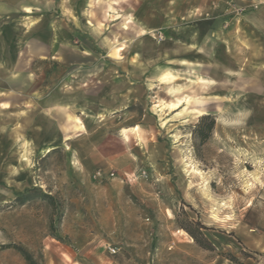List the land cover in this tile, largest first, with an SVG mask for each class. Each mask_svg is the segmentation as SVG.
I'll list each match as a JSON object with an SVG mask.
<instances>
[{
	"label": "rangeland",
	"instance_id": "374dc122",
	"mask_svg": "<svg viewBox=\"0 0 264 264\" xmlns=\"http://www.w3.org/2000/svg\"><path fill=\"white\" fill-rule=\"evenodd\" d=\"M199 1L205 0H0V264L258 258L238 234L262 230L264 70L245 95L194 93L170 83L156 95L146 92L117 120L107 111L95 118L97 95L103 93L104 108L110 104L112 74H127L129 47L162 37L140 20L157 23L161 8ZM55 31L88 54L74 53L70 64L50 59ZM38 93L43 103L49 95L73 102L57 108L75 144L33 143L27 128L16 127L21 102L32 109ZM185 97L201 102L156 107ZM40 104L35 110L42 116L49 110ZM195 108L216 119L203 144L194 133L203 114ZM41 116L46 142L54 131ZM187 229L201 232L214 250Z\"/></svg>",
	"mask_w": 264,
	"mask_h": 264
},
{
	"label": "crops",
	"instance_id": "0c3cea01",
	"mask_svg": "<svg viewBox=\"0 0 264 264\" xmlns=\"http://www.w3.org/2000/svg\"><path fill=\"white\" fill-rule=\"evenodd\" d=\"M246 3L251 6L243 10L242 7ZM254 3L261 5L253 8ZM130 22L131 20L126 21L124 25ZM140 22L150 30V33L153 30L161 31L162 37L157 39L148 36L143 39L138 49L129 47L127 74L122 75V79L119 73L112 74L111 91L106 94L111 98L110 104L104 108L103 93L96 97L95 110L98 113L95 115L96 120L103 117V111L112 112V117L117 120L116 118L121 116L120 113L128 110L130 105L135 104L137 100L142 102L146 92L152 91L156 95L157 88L162 90L170 83L186 89H195L194 93H200V89L204 91L211 89L214 96L245 95L249 86L255 89L257 72L263 73L264 0H205L192 4L177 3L175 9L169 10L168 6L161 8L157 23L148 18ZM146 33L145 30L142 31L143 35ZM70 38L73 39V36L70 35ZM74 53L83 56L88 54L67 42L66 38L63 39L60 33L55 31L50 41L49 58L70 64ZM153 66L157 71L153 72ZM171 79L174 80L169 81ZM38 95L32 97V109H25L21 102L20 108L17 109L16 127L21 124L23 128H27L26 134L33 143L75 144V137L70 135L71 131L63 124L65 117L60 115L61 109L57 108L59 105L73 102L66 96L63 100H58L54 95L52 97L49 95L48 103H43L41 102L43 97H40L39 93ZM178 100L182 101L179 107L201 102L191 97ZM172 101L174 100L168 98L164 106L171 109L169 104ZM40 103L49 110L44 111L42 116L35 110ZM203 113L205 112L202 109L195 108L194 114ZM39 116L42 119L46 118L47 128L54 131L53 136L46 142L40 138ZM75 120L83 127L79 117H75ZM83 133L84 131H77V138L83 136ZM257 225L261 231L238 234L243 247L253 250L249 252L258 257L255 260L242 259L243 264H264V211Z\"/></svg>",
	"mask_w": 264,
	"mask_h": 264
},
{
	"label": "trees",
	"instance_id": "16d2710c",
	"mask_svg": "<svg viewBox=\"0 0 264 264\" xmlns=\"http://www.w3.org/2000/svg\"><path fill=\"white\" fill-rule=\"evenodd\" d=\"M215 124L216 119L210 113L203 114L199 118V121L195 126L194 133L200 138L201 144H203L210 137L215 127ZM187 232L192 236L194 241L199 244L202 248L214 250L213 245L206 239V237L201 232L196 234L188 229ZM230 259L234 262L237 260V258L233 255H230ZM240 264H242V262Z\"/></svg>",
	"mask_w": 264,
	"mask_h": 264
},
{
	"label": "bare ground",
	"instance_id": "6f19581e",
	"mask_svg": "<svg viewBox=\"0 0 264 264\" xmlns=\"http://www.w3.org/2000/svg\"><path fill=\"white\" fill-rule=\"evenodd\" d=\"M187 100L188 99H185V101H187ZM181 104H182V101L177 100V101H172L169 105H170V108L174 109V108L179 107ZM156 107L158 108V111H162L165 106L163 107V106L157 105Z\"/></svg>",
	"mask_w": 264,
	"mask_h": 264
}]
</instances>
